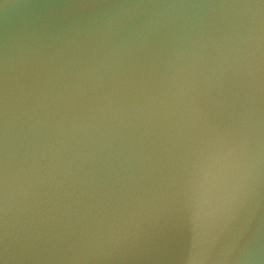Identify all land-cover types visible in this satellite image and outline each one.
<instances>
[{"label":"water","instance_id":"1","mask_svg":"<svg viewBox=\"0 0 264 264\" xmlns=\"http://www.w3.org/2000/svg\"><path fill=\"white\" fill-rule=\"evenodd\" d=\"M0 264H264V0H0Z\"/></svg>","mask_w":264,"mask_h":264}]
</instances>
